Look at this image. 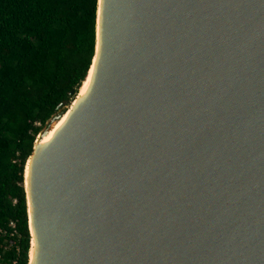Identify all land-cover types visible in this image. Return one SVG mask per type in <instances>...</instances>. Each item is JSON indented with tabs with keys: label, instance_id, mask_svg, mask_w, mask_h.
Here are the masks:
<instances>
[{
	"label": "water",
	"instance_id": "obj_1",
	"mask_svg": "<svg viewBox=\"0 0 264 264\" xmlns=\"http://www.w3.org/2000/svg\"><path fill=\"white\" fill-rule=\"evenodd\" d=\"M103 39L24 170L40 264H264V0H105Z\"/></svg>",
	"mask_w": 264,
	"mask_h": 264
},
{
	"label": "trees",
	"instance_id": "obj_2",
	"mask_svg": "<svg viewBox=\"0 0 264 264\" xmlns=\"http://www.w3.org/2000/svg\"><path fill=\"white\" fill-rule=\"evenodd\" d=\"M97 5L0 0V264H28L25 165L38 134L59 105L72 102L87 76Z\"/></svg>",
	"mask_w": 264,
	"mask_h": 264
},
{
	"label": "bare ground",
	"instance_id": "obj_3",
	"mask_svg": "<svg viewBox=\"0 0 264 264\" xmlns=\"http://www.w3.org/2000/svg\"><path fill=\"white\" fill-rule=\"evenodd\" d=\"M104 9H105V0H101L100 9H99V37L101 41V48L99 49V53L95 58V63L92 66L89 75L87 78L83 81L82 87H80L78 96L73 100L72 107L68 109V111L63 115V117L57 121H55L52 125V127L41 135L35 143V149L33 154L29 157L28 163H26V184L28 191L30 193L31 189V183L33 178V169L34 165L36 164L38 158L42 154L43 150L46 148L48 143L56 137L60 129L65 125V123L71 119V117L74 115V113L80 108V106L89 98L91 92L93 91V88L95 86V83L97 81L98 76V62L101 60L100 52L104 45V39H103V29H104ZM29 212H30V230H31V250L29 252L30 254V264H40L39 255L42 252L41 249V241L37 232V228L34 221V202L31 198H29Z\"/></svg>",
	"mask_w": 264,
	"mask_h": 264
},
{
	"label": "built area",
	"instance_id": "obj_4",
	"mask_svg": "<svg viewBox=\"0 0 264 264\" xmlns=\"http://www.w3.org/2000/svg\"><path fill=\"white\" fill-rule=\"evenodd\" d=\"M10 225H11L13 228L16 227V223H15V222H11ZM14 233H18L16 229L14 230ZM9 264H17V261L14 260L12 263H9Z\"/></svg>",
	"mask_w": 264,
	"mask_h": 264
},
{
	"label": "rangeland",
	"instance_id": "obj_5",
	"mask_svg": "<svg viewBox=\"0 0 264 264\" xmlns=\"http://www.w3.org/2000/svg\"><path fill=\"white\" fill-rule=\"evenodd\" d=\"M69 105H70V104L66 105L65 107L69 109V108H70ZM65 107H62V109L65 108ZM57 114H58V113H57ZM51 123H52V121H51Z\"/></svg>",
	"mask_w": 264,
	"mask_h": 264
}]
</instances>
